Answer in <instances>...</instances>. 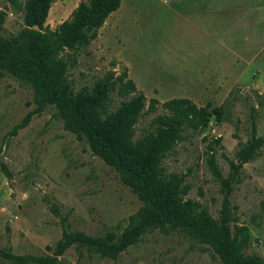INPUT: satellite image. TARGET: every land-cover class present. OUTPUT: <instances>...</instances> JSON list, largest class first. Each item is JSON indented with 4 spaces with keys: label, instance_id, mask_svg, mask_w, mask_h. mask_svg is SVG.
Segmentation results:
<instances>
[{
    "label": "rangeland",
    "instance_id": "rangeland-1",
    "mask_svg": "<svg viewBox=\"0 0 264 264\" xmlns=\"http://www.w3.org/2000/svg\"><path fill=\"white\" fill-rule=\"evenodd\" d=\"M80 1L53 0L44 26L54 31ZM24 2L0 0L1 38L24 30ZM57 59L66 65L73 93L90 90L109 73H126L145 100L132 141L153 131L165 101L186 98L212 110L207 127L183 131L159 166L165 175L182 176L181 201L212 220L219 218L222 181L229 183L230 231L245 227L242 254L264 262V143L244 164L236 160L250 137L252 109L255 136L264 139V0H120L93 40L62 50ZM130 96L111 92L105 112ZM150 99L157 106L146 112ZM34 110L31 85L0 76V250L46 255L45 246L65 231L117 244L141 203L112 168L62 128L54 107ZM54 264L223 263L183 227L163 234L149 226L114 259L72 246Z\"/></svg>",
    "mask_w": 264,
    "mask_h": 264
},
{
    "label": "trees",
    "instance_id": "trees-1",
    "mask_svg": "<svg viewBox=\"0 0 264 264\" xmlns=\"http://www.w3.org/2000/svg\"><path fill=\"white\" fill-rule=\"evenodd\" d=\"M53 0H25L24 30L11 38L0 37V76L8 74L28 83L32 88L34 112L49 104L56 110L62 128L112 168L120 182L141 203L140 209L129 218L117 244L93 238L80 232H64L52 247L45 246L46 255L16 256L0 250V262L7 264H54L57 257L72 246L93 252L101 258L114 259L127 247L134 245L142 231L157 226L163 234L183 227L184 231L200 237L220 258L223 264H264L255 256L242 254L248 235L245 227H229L227 212L229 183L222 181L223 199L218 220L204 212L195 213L192 206L182 202L179 194L182 176L165 175L160 161L182 139L183 131L201 132L207 127L212 110L196 107L186 98L171 99L160 104L163 114L156 116L153 131L132 141V127L145 106L141 93L125 72L109 73L96 81L90 90L73 93L65 81L66 65L57 59L59 52L76 50L96 37L105 19L119 8L120 0L80 1L69 17L54 31L44 22ZM0 13V25L2 23ZM37 26L38 31L32 29ZM113 91L130 98L113 112L106 113L105 105ZM157 106L150 99L146 112ZM215 115L219 109H214ZM254 110L250 116V137L236 153L237 166L250 160L264 139L255 136ZM211 170L218 172L210 159ZM234 167V170L237 168Z\"/></svg>",
    "mask_w": 264,
    "mask_h": 264
},
{
    "label": "water",
    "instance_id": "water-1",
    "mask_svg": "<svg viewBox=\"0 0 264 264\" xmlns=\"http://www.w3.org/2000/svg\"><path fill=\"white\" fill-rule=\"evenodd\" d=\"M32 29L35 30V31H38L37 26H33Z\"/></svg>",
    "mask_w": 264,
    "mask_h": 264
}]
</instances>
